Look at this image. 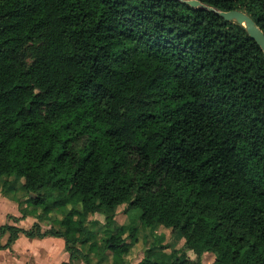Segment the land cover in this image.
<instances>
[{
	"label": "trees",
	"instance_id": "1",
	"mask_svg": "<svg viewBox=\"0 0 264 264\" xmlns=\"http://www.w3.org/2000/svg\"><path fill=\"white\" fill-rule=\"evenodd\" d=\"M199 1L241 10L264 33V0ZM9 177L40 217L60 218L41 231L9 216L0 249L53 235L66 264H123L135 237L132 222L114 223L123 205L184 240L171 248L159 235L134 264H201L204 253L264 264L261 47L180 0H0L3 191Z\"/></svg>",
	"mask_w": 264,
	"mask_h": 264
},
{
	"label": "crops",
	"instance_id": "2",
	"mask_svg": "<svg viewBox=\"0 0 264 264\" xmlns=\"http://www.w3.org/2000/svg\"><path fill=\"white\" fill-rule=\"evenodd\" d=\"M8 181L10 185L7 190L3 191L0 187V225L11 222L9 216H15L19 218L16 225L21 229H29L35 222L40 225L41 231L50 228L51 223L37 219L39 209L23 202L26 193L21 188L22 179L9 177ZM12 189L16 190L15 193L8 191ZM50 215L51 213L48 214ZM7 237L8 233L4 234L2 243ZM68 261L69 252L65 248V240L59 236L27 237L19 234L8 247L0 249V264H66ZM73 264L85 262L77 259Z\"/></svg>",
	"mask_w": 264,
	"mask_h": 264
},
{
	"label": "rangeland",
	"instance_id": "3",
	"mask_svg": "<svg viewBox=\"0 0 264 264\" xmlns=\"http://www.w3.org/2000/svg\"><path fill=\"white\" fill-rule=\"evenodd\" d=\"M15 183V182H14ZM7 190V187L5 188ZM9 192L15 193V191L8 190ZM125 207L123 205L117 207L116 214L114 217V223L118 225H132L135 230V237L133 239V244L130 246L127 253L123 256V264H134L138 262L144 255L145 250L151 248L155 242L156 237L159 235H165V241H169L171 248H181L183 246L184 240L181 238L179 234L170 233L168 229H164L161 225H154L152 227H145L135 221H132L129 216L126 215ZM41 212V209H39ZM138 210H131V213L136 214ZM53 218H60V213L52 212L50 216L40 217L37 216L38 220L46 221L47 223H51ZM89 220H93L96 223L95 229L99 233L98 236L105 239L106 235L104 234V224H105V214L104 213H94L89 215ZM45 224V223H44ZM187 254L189 257L194 258L195 254L188 250ZM213 260V255L211 253H204L201 258V264H211ZM93 262H96L94 260Z\"/></svg>",
	"mask_w": 264,
	"mask_h": 264
},
{
	"label": "water",
	"instance_id": "4",
	"mask_svg": "<svg viewBox=\"0 0 264 264\" xmlns=\"http://www.w3.org/2000/svg\"><path fill=\"white\" fill-rule=\"evenodd\" d=\"M182 2H185L189 4L192 7H204L209 10L215 11L218 15L223 17L224 19L228 21H234L237 24H240L244 26L248 34L258 43V45L261 47L263 54H264V33L260 30V28L256 25V23L253 21V19L246 14L245 12L241 10H228V11H222L217 10L211 6H208L199 0H180ZM29 196H34V194L30 193Z\"/></svg>",
	"mask_w": 264,
	"mask_h": 264
}]
</instances>
